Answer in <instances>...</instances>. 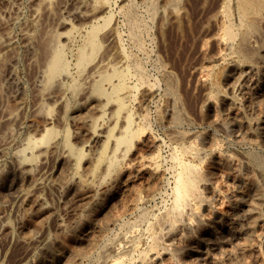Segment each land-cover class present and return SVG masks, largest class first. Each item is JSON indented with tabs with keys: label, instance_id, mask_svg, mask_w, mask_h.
Wrapping results in <instances>:
<instances>
[{
	"label": "rangeland",
	"instance_id": "rangeland-1",
	"mask_svg": "<svg viewBox=\"0 0 264 264\" xmlns=\"http://www.w3.org/2000/svg\"><path fill=\"white\" fill-rule=\"evenodd\" d=\"M110 1H111V5L113 8L112 9V14H113V18H114L113 23L115 22L114 24L115 25L117 24L116 27H117V30H118L120 36H121V45H122V47L125 48L124 49L125 52L127 54H129L128 55L129 59H131V60H129L130 64L133 63V66H135V67L139 66V71L141 69L140 74L143 73L142 76L144 77L143 78L145 80L144 82L147 83V84H145L146 86H150L152 88L154 87L153 88L154 89V93H153L154 95H152L150 97V99H148L147 103L144 102L146 104L142 103V104H144V105H142L140 103V102H142V100H141L142 97H140L141 91H138L139 93L138 92L136 93L137 95H136L135 101L132 103V106H134L133 108L135 109V114L138 113V111L140 113L139 115L136 114V118L140 119V121L145 118L144 120L147 121L146 123L141 122V124L139 121V126L141 129H143V131L145 130V132H146V130H147L148 132H146V133L150 134L151 138L153 137L152 139L155 138L154 140L157 142V147L155 149L148 150L149 149L148 147L147 148L144 147L146 145H144L143 141H142L143 144L137 142V144L135 143L134 147L130 151V154L127 156L129 158H126L125 163L127 164L129 162V160H131V159L134 160V158L136 157L137 154H138L137 156H141L140 154H142V156H143V154H144V156H153L154 154L157 155L158 160H160L159 165L161 167V170L163 171V177L161 179L162 183L159 181V183L157 182V184H154V185H152V187L150 186V188L146 189L145 185H143L144 181L137 179L135 181V183L133 184L134 186L130 185L124 191L119 190L120 185H118V183H116V182L112 183L110 185V188H112V190L114 192V194H113L114 196H109V197L108 196H102V199L99 201V204H101V206H102V211L99 214L91 217L92 222L88 226L79 227V226H77V223L82 218L81 215H84V212H83L84 207L86 205H88V203H92L93 200H91V199L87 200V196H83V197L78 196L74 199L68 198L69 200L66 198V195H65L66 193H65L64 189H63V191H64L63 192L62 189L57 188L55 186L56 180L58 178L60 179V177H61V176H59L60 175L59 168H60V164H61L60 159L58 158L59 154L57 153V154H54V156L53 155L50 156L49 158H47L45 160L46 165H45V162L42 163L41 172L37 174L38 176L34 177V178H38L40 185L38 187H36L35 189H32L29 192V194L32 192L31 195H29V197L27 198L28 200H30V198H33V197L35 198L37 196L40 200H42L43 210L41 212L35 213V211H33L34 213H31L32 211L30 209L28 210L29 201L26 199V197H21L23 199V201L20 198H17V200H16V199H13L14 194L3 193V194H5L3 197L4 200L0 199V201H1L0 202V241H1L0 242V261H1V264H17V263L18 264H22V263L23 264H36L40 258V255H41V259H43V261L45 262V263L43 262V264H80L82 262H83L82 264H98V263L103 264V262H104V264H107L111 260H114L117 256V254H120V253L122 254V256L124 258V262L122 264H136V263L138 264V260H140V257L143 255V253H146L147 251H150V250L156 251L157 248H159L157 251L162 252V250L160 248H162L163 244L166 242V239H167L166 233H168V231L170 229L169 224H167L166 221L162 217H163V215H165L170 210L172 202H173V196H172L171 190L173 188L172 182L174 180L173 174L175 172V166H174L175 164H174V160H172V155L174 154V152H176V151L178 152L179 151L178 149L181 146L188 147L193 142V140L195 141V142H193V143H195L194 146L197 148V150H200L201 155L198 158H194V157L191 158L192 156H190L189 154H185L183 156V158L186 162H190L192 164H196V165L200 166V168L204 172V175L206 176L204 183H205V185H207L206 186L207 189L205 188L206 190L204 189V191H203V189H201L202 192H204L203 193V199L204 200H202L199 204L196 205L197 210L200 211L199 213L201 214V216L204 219L203 220L204 222L202 224H199L195 220H192L193 221V223H192L193 225L191 227L192 229H190L188 231H183L180 229V226H182L183 223H181V222L176 223L174 225V227L178 228L179 232H180L179 236H178L179 241L176 240V243H178V245L183 247L184 240L188 239L187 235L189 236V238H191V240H194V239L195 240L192 241L190 244H185L184 246L186 248L183 247V249L181 251H178L179 253L181 252V254H178V252H175V253H172L170 257L168 256V258H167V256L162 255L161 259H160L161 264H164V263L165 264H216V263L217 264H224L225 262H226L225 264H230V263L231 264H236V263L237 264H239V263H241V264H243V263L244 264H264V260H263L264 259V220H263L264 219V180H263L264 179V166H263L264 165V137H263L264 136V131H263L264 127L261 126V129L257 132L254 130H251L247 127L245 128V126L240 121H237L234 118H232L231 116H229V114L227 113L229 111V109H231L228 107L229 105L227 106V104L221 103L219 101L217 102V107H216L217 108L216 111H218V112L210 113L209 111H207L204 108V97L206 94H208L210 92V90L201 83L202 78H199L200 77L199 76V69L201 70V68H204L206 66L205 64H207L209 61H212L213 58H215L217 56L215 54H218L217 53L218 49H219L218 50L219 54H222V52H220V51H222L221 47L218 44L216 45V42H215V38L219 37L220 33H218V31L216 30V26H215V23L213 21L214 20L213 18L216 16L215 15L216 12L219 13L220 10H222V5H223L222 0H209V1L208 0H185L186 1V3H185L186 10H185V13L183 14L184 16H182L175 24L173 21H171L169 23L170 20L165 19V17L162 16V13H160L161 9L159 10L160 11L159 15L157 14L155 16V18H151L150 13L147 10L148 5L145 3V0H136V3L133 5L134 6L133 12L136 15H134V13H133V15H134L133 19H137L141 23V27H140L141 31H140L139 36H138L139 42L136 40H131V37L129 34L131 31L130 30L131 19L129 21V19H126V17L124 15L120 14L118 11L119 9H118V6L116 5V3L118 2L117 4H120L122 2L120 0H118V1L117 0H110ZM220 1H221V3H220ZM202 2H205V3L202 4ZM16 3L17 4H15V3L9 4L11 6L4 4V3H0V9H1L0 10V20H1V22H0V40L2 39V40H4V42L6 41L5 43L1 41L2 44L4 43L5 45H8L7 43L10 41L9 42L10 44L8 46L1 44L2 47L0 50V69H1L0 70V112H1L0 113V119H1L0 120V137L2 136L1 138H3V139L6 138V140L12 139L10 141H14L16 143L15 144L13 142L11 144V146L8 147L9 149L7 148V151L9 154L10 152L15 150L16 146H18V143L22 137L24 138L27 134H29V133L31 134V131L28 132L29 127H33V128L36 127V129H37V127L41 128V126L43 125L42 123H44L42 121L43 119L41 118L42 117L41 115H43L45 113V111L47 109H49L50 115H51L50 116V118H51L50 123L52 124V125L50 124V127L52 126L55 130L57 129L58 132H61L63 130V128H68L69 133H70V139H71L70 141L74 145L77 144L76 146H80L82 141L84 142V140L86 141L87 139H88L87 141H89V139H90V138H88V137H90L89 133H87L86 129L84 130V128L81 125L79 126V124L77 125V123H75V122L73 123L72 120H69V119L63 120V111H62L63 108H59V107H62L61 105H65L66 102L68 103V105L70 103L71 107H75L76 105H78L82 102L84 103V102H86L87 96H88L87 94H89V93H84V94H80L78 96L73 97L71 92L68 90H63V92H62V90L61 91L54 90V91H52V94L49 93L50 96H49V94L47 95L49 97V98H47L46 95L42 96L40 93V89H41V85H42V83H41L42 79H41V76H38V75H41V69L40 68H42V61H43L42 57H44L43 51L41 50V48H42L41 46L43 45V42L45 41L46 37L49 35L48 33H50V32L51 33H54V32L65 33L68 28L66 29V28L59 27L60 21H63V20L68 21L69 23L71 22V24H74V25L76 23V21L74 22L73 18L70 16V11L73 9L74 3L72 0H54V2L52 4L53 6L50 8V11H49L50 13L48 12L51 16L48 13L45 14L44 12H42V10H41V15L39 14V16H36L34 14V11H32V9L33 10L35 9L34 6H36L35 0H21V2H19V0H18ZM143 3L145 4V6ZM12 5L13 6L17 5V7H13ZM220 5H221V8H220ZM113 6H115V7H113ZM187 6H188V9H187ZM8 10H9V12H8ZM53 10H54V12H53ZM56 10H57V12H56ZM10 12H12V13H10ZM32 13L36 17H33ZM58 16H59V18H58ZM158 16L162 19V21ZM38 17H39V19H37ZM35 19H37V20H35ZM157 19L159 21H156ZM198 19H199V21H198ZM40 20H41V22H40ZM165 20H167V21H165ZM54 21H56V22H54ZM153 22H156L157 25L155 26V23L153 24ZM128 24H130V25H128ZM168 24H170V25H168ZM145 25H147V26H145ZM176 25H178V26H176ZM180 25H182V26H180ZM259 25H260V27H259ZM263 25H264V20L257 22V27L259 30L258 31V38L259 39H257V40L261 41L260 43L263 45V49H264V39H263L264 38V26ZM37 27H39V28H37ZM20 28H22V29H20ZM142 28H143V30H142ZM29 33H30V35H29ZM24 34H25V36H24ZM260 34H261V36H260ZM26 35L28 36L29 39L27 38ZM41 35H42V38H41ZM31 36H32V38H31ZM8 37H9V39L10 38L11 39L7 40ZM190 38H191V40H190ZM21 39H22V41H21ZM211 40L213 41V43H211L212 42ZM203 42H206V43H203ZM168 43H171V44H168ZM76 44H78V39H76L74 42L72 40L66 44V48H67V52H68L67 53V60L70 62L71 70L74 69L73 65H74L75 59H74L70 50L74 49L75 46H77ZM205 45H207V46L204 48ZM38 46H39V48H38ZM4 47H6V48H4ZM3 48L5 51L2 50ZM201 48H203V49H201ZM261 52H260L261 54H259L260 58H258L256 60V63H258L259 65L255 64L259 68H261V72L256 77V79L258 80V83H259L258 84L259 86L258 85L256 86V90L258 92H261L264 94V87L262 86V83L264 84V82H263L264 81V70H263V68H264V63H263L264 62V50H262ZM8 55H10V56H8ZM188 59H190V60H188ZM171 60H172V62H171ZM160 61H162V62H160ZM38 64H40V65H38ZM33 66H34V68H33ZM162 66H163V68H162ZM26 69H27V71H26ZM163 70L169 76L166 75L165 73H163L164 72ZM175 70H177L179 72H177V71L175 72ZM72 72L74 73L75 69L73 71H71V73ZM163 74H165V75H163ZM170 75H171V77H170ZM197 76H199V77H197ZM168 77H170L171 80ZM261 77H263V78H261ZM17 78H19V80ZM134 78L129 81L131 86L136 84L137 77H134ZM88 80H91V81H88ZM86 81L89 84L90 82H92V79L88 78V79H86ZM82 82L83 81H81L80 83H82ZM157 82H158V84H157ZM260 82H261V85H260ZM39 85H40V87H39ZM89 85H91V83ZM174 85H175V87H174ZM246 85L249 88L251 87L249 83H246L244 85V87ZM247 86L245 87V89L248 88ZM35 87H36V89H34ZM227 87L228 86L226 84L220 85L221 91H226ZM244 87H243V89H244ZM249 88H248V90L244 89L245 91L242 90V92H240V93L238 91H235L233 93L235 103L236 104L238 103L237 105L235 104L234 108H235V110H237V112L242 114V119H243L242 121H252V122H257L259 120L264 121V118H262V117H264V111H262V110H264V100H263L264 95L261 97L262 100L261 99H254V98L251 100V98H250L251 93L253 94L254 91L256 92V90L253 89L254 90L253 91L252 87H251L250 91H249ZM258 88H260L261 90L263 89V90L261 91ZM6 90H8V91H6ZM67 91L70 93H68ZM248 91H249V93H248ZM35 92H37V93H35ZM53 92H55V93L53 94ZM59 93L61 96L59 95ZM246 93H248V94H246ZM11 94L13 97L11 96ZM240 94H242V97H240L241 96ZM85 95H86V97H85ZM183 95H185V96H183ZM138 97H140V98H138ZM244 97H245V99H244ZM75 98H77V99H75ZM79 98H81V99H79ZM247 98H248V101H247ZM58 99H60V100H58ZM74 99H75V102L77 101V103L74 102ZM242 99H244V100H242ZM51 100H52V102H51ZM257 100H259V101H257ZM60 101H63V102H60ZM251 101H252V104H251ZM56 103H57V105H56ZM258 103H260V104H258ZM220 105H222L223 107ZM248 105H250L251 107ZM257 105H259V106H257ZM8 106H10V108ZM135 106L138 108L139 107L141 108L142 106L143 107L141 109L140 108L138 109ZM161 106L164 108L163 111H162ZM171 106L174 108V110ZM186 106H188L189 108ZM243 107H245V109ZM40 108L42 110L41 111L42 113H40L38 111ZM43 108L46 110H44ZM31 109L33 112H31ZM136 109H138V111ZM179 109H181V110L179 111ZM6 110L8 113L6 112ZM176 111H178V112H176ZM175 113H176V115H174ZM4 114L6 115L5 117H3ZM142 114H143L144 118L142 117ZM211 114H215V116L218 117V118L216 117L220 121V122H218V124L215 125L213 123L212 117L215 118V116L211 115ZM8 115H10L11 117H14L11 119V120H13L12 122L7 123L6 121H4L5 120L4 118L8 117ZM223 115H225L227 118L225 116H224V118L223 117L221 118V116H223ZM228 116L230 118L229 119L230 122L226 123L228 121L227 120ZM59 117L62 118V120ZM172 118L173 119L175 118L176 120L174 119V122H173L171 120ZM68 120L70 122H68ZM208 120H209V122H208ZM57 121H59V123ZM171 121L173 124H171ZM175 121H177V122H175ZM235 121L237 123H235ZM174 123L175 124L178 123V124L175 125ZM221 124H223V126L225 125V128ZM239 125H240V127H239ZM217 126H219V127H217ZM14 127H15V129H14ZM3 128H5L6 130ZM25 129L27 130L26 132H25ZM245 129L247 131H244ZM227 130H228V132H227ZM76 131H80V136H79V133ZM84 131H85V133H84ZM75 132L78 133L77 136L75 135L76 134ZM33 133L34 132L32 131V134ZM251 133H253L254 135L252 134V136H251ZM20 134H23V135H20ZM72 134H74V135H72ZM175 134H177V135H175ZM13 135H15V136H13ZM179 135L181 136L180 137L181 139L179 138ZM202 135L205 137L203 138ZM194 136H196V138ZM18 138H19V140H18ZM82 138H83V140H82ZM214 140H215V142H213ZM186 141H188V143ZM190 141H192V142L189 143ZM182 142H183V144H182ZM212 142H213V144H211ZM177 144L178 145L180 144V146H178ZM258 144H259V146H258ZM214 145H216L215 148H214ZM260 145L262 147H260ZM13 146L15 148H13ZM135 148H138V149H135ZM212 149L214 152H216L215 153L216 157L218 156V158L215 161L212 159L211 160L206 159L208 157L207 154H209L210 150H212ZM136 152H137V154H136ZM250 154H252V156ZM187 155L189 157H187ZM170 158L172 161L170 160ZM219 158H221L220 161H218ZM243 159H244V161H242ZM255 159H257V161ZM7 161L8 160L6 159V157H4V158L0 157V165L2 166V167L0 166L1 172H2V174H0V176H1L0 177V184L1 183H4V184L14 183L16 185L19 183V180H17V177L13 174L12 166ZM238 163H239V165H238ZM257 164L260 166H258ZM261 164H262V166H261ZM210 165H212V166H210ZM227 170H229V171H227ZM235 171H236V173H235ZM221 172L223 174H221ZM251 174H252V176H251ZM257 175H258V177H256ZM246 176H248V177H246ZM206 180H207V182H206ZM209 180H210V182H209ZM217 181L219 184L217 183ZM46 182H48V183H46ZM115 185H117V186H115ZM259 186H261V187H259ZM100 190L102 192V189H100ZM60 191L62 193H60ZM62 194L65 196H63ZM134 195L135 196L138 195L139 197H142L143 201H141L137 205H135V202L132 203L133 201H135V200H133V199H135ZM132 196H133V199H132ZM143 198H145V199H143ZM7 200H8V202H7ZM26 201H28V204H26L27 203ZM251 201H253V203ZM69 203H70V205H69ZM84 203H86V205ZM245 203H247V205ZM259 205H261V207ZM47 206H48V208H47ZM207 208H208V210H207ZM250 208H252V210ZM63 209H64V211H63ZM60 210H61V212H60ZM216 210H218V211H216ZM239 210H240V212H239ZM250 211H253L254 214L256 215V217L254 216V219L255 220L258 219V222L256 223V225H258V226L255 225L254 228H251L252 225H251L250 219L248 220L246 218L247 219V221H246V219L242 218V217H244V215L246 213H249ZM211 212L213 213V215ZM188 214H189L188 211H185L183 220H185L186 218H189ZM42 216H44V217H42ZM38 219L40 220V222ZM43 219L45 222L43 221ZM240 219H241V221H240ZM135 221L138 224H136ZM228 221H229V223H228ZM248 221L250 222V224H247ZM162 222H164V223H162ZM218 222L219 223L232 224V225L234 223L233 227L236 231L240 230V231L245 232V230L247 228H248V230L245 232V236L243 235L238 240L233 239L229 234H227V232L224 231V233H223V231L218 226L219 225ZM74 223H76V225ZM98 223H99V225H98ZM153 223H156V225H154ZM4 224L7 226H5ZM58 224L61 226L59 227ZM70 224H71V226H70ZM73 225L75 226V228H73L74 227ZM128 225H129V227H128ZM200 225H201V227H200ZM240 225H243V226H240ZM245 225H246V227H245ZM145 226H147V227H145ZM151 226H153V227L158 226L157 227L158 229L156 227L153 228ZM166 226L169 229H167ZM195 226H197V227H195ZM241 227H242V229H241ZM133 228H135V230ZM35 229H36V231H34ZM128 229H129V232H128ZM202 229H203V231H202ZM162 230H163V232H161ZM165 230L167 232H165ZM195 230H196V232H195ZM205 230H206V232H205ZM212 230L214 232H212ZM216 230H218V231H216ZM181 231L183 234L181 233ZM209 231H210V233H209ZM28 232H30V233H28ZM67 232H69V233H67ZM148 232H149V234H147ZM207 233H208V235H207ZM260 233H261V235H260ZM219 234L222 236H220ZM66 235H67V237H65ZM102 235H103V237H102ZM158 235H161V236H158ZM90 236H91V238H90ZM185 236H186V238H185ZM225 236H227V237H225ZM68 237H70V238H68ZM93 237H94V239L96 238L95 240L97 242H95V240L92 239ZM192 237H194V239H192ZM253 237H254V239H253ZM29 238H31V240ZM182 238H183V240H182ZM242 239L246 240L247 243ZM5 240H7V241H5ZM23 240H24V242H23ZM92 241L94 243H92ZM206 241H208L210 243L208 244V242L206 243ZM241 241H242V243L243 242L244 243L241 244ZM249 241H250V243H249ZM238 242H240V243H238ZM89 243H91V244H89ZM216 243H217V245L215 246ZM232 243H233V245H232ZM239 244H240V246H238ZM90 245L93 246L94 248L91 247ZM207 245L210 246L209 249H208ZM126 246H128V247H126ZM132 247H134V249L136 247L137 248H136V250H133V249H131ZM193 247L195 248L194 252H193V249H194ZM47 248L50 251V254L45 256V254H42V253ZM113 248H115V249H113ZM212 248H214V249H212ZM84 249H85V251H84ZM199 250H201V251H199ZM40 251H42V253ZM85 252H87V254H86L87 256L85 255ZM81 253H83V254H81ZM205 253L206 254L208 253L209 256H207L208 254L205 255ZM230 253H232V254H230ZM210 255H213V256H210ZM219 255H221V256H219ZM255 255H256V257H255ZM11 256H12V258H11ZM19 256H21V257H19ZM206 256L209 258H207ZM171 257H172V259H170ZM203 257L206 259H204ZM211 257H213V261H212ZM193 258H194V260H193ZM78 259H79V261H78ZM133 259L135 262L133 261ZM169 259H170V261H169ZM208 259H210L211 261H208ZM203 260L206 263L203 262Z\"/></svg>",
	"mask_w": 264,
	"mask_h": 264
},
{
	"label": "bare ground",
	"instance_id": "bare-ground-1",
	"mask_svg": "<svg viewBox=\"0 0 264 264\" xmlns=\"http://www.w3.org/2000/svg\"><path fill=\"white\" fill-rule=\"evenodd\" d=\"M18 0H0V3L4 4H17ZM74 3L73 9L70 11V16L73 18L75 25L69 23L68 21H60L59 27L68 28L65 33H48L49 35L46 37L43 45L41 46V50L43 51L42 57V68L41 69V89L40 93L42 96L47 95L52 91L59 90L63 92V90H68L71 92L72 96H78L80 94H87L86 102H82L75 107H71L70 103L66 102L65 105H61L63 108V120L69 119L72 120L73 123L81 125L84 130L86 129L87 133H89L90 138L89 141H82L80 146L74 145L70 140V133L68 128H63L61 132L54 129L52 126L50 127V110H46L42 117L43 125L41 128L36 129V127H29L28 132L31 131V134H27L24 138L22 137L18 143V146L14 151L8 154L7 148L11 146L14 141L6 140V138L0 137V157H6L7 162L12 166V172L19 180L18 184L10 183V184H0V199H3V193L14 194V198L26 197V199L31 195L29 192L32 189H35L40 185L38 178H34L38 176L37 174L41 172V165L47 158L50 156H54V154H59L58 158L60 159V179L56 180V187L64 189L66 198L74 199L76 197L87 196V200H93L92 203H84L86 206L83 209L84 215H81L82 218L78 221L77 226L85 227L88 226L92 221L91 217L99 214L102 211V206L99 204V201L102 199V196H114V192L110 185L112 183H118L120 185L119 190L124 191L130 185H133L137 179L143 180L146 189L152 187V185L161 182L163 177V171L159 165L158 156H137L134 160H129L126 164L125 160L135 143L144 142V147H148L150 149H155L157 147V142L151 138L150 134L146 130L139 126L140 119L136 118V114H140L138 109V113L135 114V109L132 106V103L135 101L136 93L141 91L142 102L141 104L148 101L152 95H154V87L146 86L144 81V77L140 74L139 66H133V63L130 64L131 59H129V54L125 52V48L121 45V36L117 30L116 25L113 23V14H112V5L110 0H72ZM118 1V0H117ZM122 3L117 4L118 11L120 14L124 15L126 19H131L130 26V37L131 40L138 41V36L140 33L141 23L137 19H133L134 15H136L133 11L134 4L136 0H120ZM209 1V0H208ZM21 2V0H19ZM54 0H35L36 6L34 14L36 16L41 15V10L45 14L50 11V8L53 6ZM60 2V1H59ZM58 2V3H59ZM115 2V1H114ZM27 3V2H26ZM29 3V2H28ZM145 3L148 5V11L150 13L151 18H155V16L159 12L162 13V16L165 19L174 22V24L182 17L185 13L186 6L185 0H145ZM189 3V2H188ZM192 3V2H191ZM194 3V2H193ZM205 2H202V4ZM221 3V1H220ZM19 4V3H18ZM21 4V3H20ZM34 4V3H33ZM61 4V3H60ZM63 4V3H62ZM72 4V3H71ZM113 4V3H112ZM140 4V3H139ZM144 4V3H143ZM207 4V3H206ZM222 10L220 12H216V16L213 18L216 30L220 33L219 37L215 38L216 45L218 44L222 51V54H219L218 50L217 55L213 58L212 61H209L204 68L199 69V78H202V84L207 87L210 92L204 97V108L210 113L218 112L216 111L217 102L225 103L231 109L227 112L229 116L234 118L237 121H240L245 128H249L254 131H259L261 126L264 127V121H242V114L235 110V99L233 97V93L238 91L239 93L245 89L246 83H249L252 87V90H256V86L259 84L256 79L257 75L261 72V68H259L256 63V60L260 58L259 54H261L263 49V45L260 43L261 41L257 40L258 38V27L257 22L264 20V0H222ZM2 5V4H1ZM115 5V4H114ZM192 5V4H191ZM197 5V4H196ZM3 6V5H2ZM11 6V5H9ZM13 6V5H12ZM20 6V5H19ZM24 6V5H23ZM61 6V5H60ZM116 6V7H117ZM145 6V4H144ZM203 6V5H202ZM13 7H17L13 6ZM67 7V6H66ZM115 7V6H113ZM194 7V6H193ZM207 7V6H206ZM209 7V6H208ZM217 7V6H216ZM221 8V5H220ZM8 9V8H7ZM12 9V8H11ZM10 9V10H11ZM18 9V8H17ZM31 9V8H30ZM53 9V8H52ZM59 9V8H58ZM64 9V8H63ZM137 9V8H136ZM161 9V10H160ZM188 9V6H187ZM1 10V9H0ZM27 10V9H26ZM117 10V9H116ZM142 10V9H141ZM145 10V9H144ZM160 10V11H159ZM218 10V9H217ZM14 11V10H13ZM22 11V10H21ZM64 11V10H63ZM117 11V12H118ZM193 11V10H192ZM9 12V10H8ZM15 12V11H14ZM54 12V10H53ZM57 12V10H56ZM67 12V11H66ZM12 13V12H10ZM16 13V12H15ZM50 13V12H49ZM48 13V14H49ZM134 13V15H133ZM218 13V14H217ZM3 14V13H2ZM14 14V13H13ZM196 14V13H195ZM200 14V13H199ZM211 14V13H210ZM50 15V14H49ZM56 15V14H55ZM189 15V14H188ZM192 15V14H191ZM203 15V14H202ZM33 17H36L33 15ZM47 16V15H46ZM51 16V15H50ZM69 16V17H70ZM133 16V17H132ZM161 16V17H162ZM210 16V15H209ZM18 17V16H17ZM159 17V16H158ZM16 18V17H15ZM31 18V17H30ZM57 18V17H56ZM59 18V16H58ZM136 18V17H135ZM160 18V17H159ZM158 18V19H159ZM163 18V17H162ZM17 19V18H16ZM15 19V20H16ZM34 19V18H33ZM39 19V17L37 18ZM35 19V20H37ZM53 19V18H52ZM156 21H159V20ZM161 19V18H160ZM189 19V18H188ZM44 20V19H43ZM117 20V19H116ZM147 20V19H146ZM164 20V19H163ZM49 21V20H48ZM57 21V20H56ZM54 21V22H56ZM72 21V20H71ZM128 21V22H129ZM154 21V20H153ZM162 21V19H161ZM160 21V22H161ZM167 21V20H165ZM197 21V20H196ZM199 21V19H198ZM1 22V20H0ZM7 22V21H6ZM41 22V20H40ZM50 22V21H49ZM127 22V23H128ZM143 22V21H142ZM159 22V23H160ZM181 22V21H180ZM12 23V22H11ZM24 23V22H23ZM28 23V22H27ZM43 23V22H42ZM73 23V22H72ZM155 26L157 25L156 22ZM168 23V22H167ZM188 23V22H187ZM194 23V22H193ZM207 23V22H206ZM5 24V23H4ZM35 24V23H34ZM37 24V23H36ZM44 24V23H43ZM123 24V23H122ZM199 24V23H198ZM31 25V24H30ZM130 25V24H128ZM165 25V24H164ZM163 25V26H164ZM170 25V24H168ZM179 25V24H178ZM176 25V26H178ZM190 25V24H189ZM192 25V24H191ZM204 25V24H203ZM262 25V24H261ZM33 26V25H32ZM44 26V25H43ZM58 26V25H57ZM147 26V25H145ZM144 26V27H145ZM166 26V25H165ZM164 26V27H165ZM182 26V25H180ZM264 26V25H263ZM21 27V26H20ZM27 27V26H26ZM34 27V26H33ZM32 27V28H33ZM151 27V26H150ZM158 27V26H157ZM260 27V25H259ZM6 28V27H5ZM24 28V27H23ZM39 28V27H37ZM42 28V27H41ZM123 28V27H122ZM170 28V27H169ZM198 28V27H197ZM7 29V28H6ZM10 29V28H9ZM22 29V28H20ZM165 29V28H164ZM192 29V28H191ZM46 30V29H45ZM58 30V29H57ZM121 30V29H120ZM143 30V28H142ZM156 30V29H155ZM22 31V30H21ZM20 31V32H21ZM32 31V30H31ZM54 31V30H53ZM63 31V30H62ZM65 31V30H64ZM159 31V30H158ZM172 31V30H171ZM183 31V30H182ZM199 31V30H198ZM216 31V32H217ZM7 32V31H6ZM39 32V31H38ZM157 32V31H156ZM160 32V31H159ZM210 32V31H209ZM2 33V32H1ZM4 33V32H3ZM19 33V32H18ZM27 33V32H26ZM167 33V32H166ZM183 33V32H182ZM188 33V32H187ZM192 33V32H191ZM217 33V34H218ZM12 34V33H11ZM14 34V33H13ZM43 34V33H42ZM156 34V33H155ZM159 34V33H158ZM184 34V33H183ZM182 34V35H183ZM211 34V33H210ZM22 35V34H21ZM28 35V34H27ZM26 35V36H27ZM30 35V33H29ZM47 35V34H46ZM128 35V34H127ZM162 35V34H161ZM160 35V36H161ZM173 35V34H172ZM25 36V34H24ZM33 36V35H32ZM31 36V38H32ZM129 36V35H128ZM163 36V35H162ZM202 36V35H201ZM261 36V34H260ZM23 37V36H22ZM36 37V36H35ZM45 37V36H44ZM165 37V36H164ZM184 37V36H183ZM200 37V36H199ZM28 38V36H27ZM39 38V37H38ZM42 38V35H41ZM141 38V37H140ZM163 38V37H162ZM171 38V37H170ZM7 39V38H6ZM11 39V38H10ZM9 37L7 40H10ZM29 39V38H28ZM27 39V40H28ZM40 39V38H39ZM78 39V44L74 49H71V53L75 59L74 69L75 72L71 73V65L67 60V48L66 44L73 40V42ZM123 39V38H122ZM159 39V38H158ZM167 39V38H166ZM208 39V38H207ZM264 39V38H263ZM13 40V39H12ZM26 40V41H27ZM42 40V39H41ZM191 40V38H190ZM189 40V41H190ZM214 40V39H213ZM4 42V40H0V42ZM22 41V39H21ZM34 41V40H33ZM32 41V42H33ZM160 41V40H159ZM196 41V40H195ZM205 41V40H204ZM207 41V40H206ZM212 41V40H211ZM0 43V50L2 45H5L4 42ZM8 42V41H7ZM10 42V41H9ZM7 43L8 45L10 43ZM25 42V41H24ZM42 42V41H41ZM135 42V41H134ZM139 42V41H138ZM155 42V41H154ZM169 42V41H168ZM197 42V41H196ZM200 42V41H199ZM151 43V42H150ZM161 43V42H160ZM172 43V42H171ZM168 43V44H171ZM206 43V42H203ZM209 43V42H208ZM213 43V41L211 42ZM210 43V44H211ZM2 44V45H1ZM34 44V43H33ZM138 44V43H137ZM201 44V43H200ZM5 45V46H8ZM41 45V44H40ZM203 46V45H202ZM201 46V47H202ZM207 45L204 46V48ZM210 46V45H209ZM218 46V47H219ZM176 47V46H175ZM212 47V46H211ZM219 47V48H220ZM6 48V47H4ZM4 48L2 50H4ZM10 48V47H9ZM39 48V46H38ZM158 48V47H157ZM161 49V48H160ZM159 49V50H160ZM168 49V48H167ZM203 49V48H201ZM8 50V49H7ZM184 50V49H183ZM187 50V49H186ZM5 51V50H4ZM12 51V50H11ZM165 52V51H164ZM168 52V51H167ZM215 52V51H214ZM261 52V53H260ZM12 53V52H11ZM25 54V53H24ZM33 54V53H32ZM165 54V53H164ZM163 54V55H164ZM172 54V53H171ZM176 54V53H175ZM179 54V53H178ZM213 54V53H212ZM7 55V54H6ZM28 55V54H27ZM151 55V54H150ZM174 55V54H173ZM214 55V56H215ZM4 56V55H3ZM10 56V55H8ZM40 56V55H39ZM183 56V55H182ZM2 57V56H1ZM17 57V56H16ZM24 57V56H23ZM22 57V58H23ZM70 57V56H69ZM136 57V56H135ZM184 57V56H183ZM187 57V56H186ZM185 57V58H186ZM31 58V57H30ZM174 59V58H173ZM172 59V60H173ZM211 59V58H210ZM209 59V60H210ZM171 60V62H172ZM184 60V59H183ZM190 60V59H188ZM207 60V59H206ZM39 61V60H38ZM177 61V60H176ZM182 61V60H181ZM186 61V60H185ZM260 61V60H259ZM6 62V61H5ZM162 62V61H160ZM180 62V61H179ZM194 62V61H193ZM196 62V61H195ZM262 62V61H261ZM7 63V62H6ZM28 63V62H27ZM32 63V62H31ZM156 63V62H155ZM264 63V62H263ZM146 64V63H145ZM172 64V63H171ZM180 64V63H179ZM7 65V64H6ZM21 65V64H20ZM40 65V64H38ZM178 65V64H177ZM259 65V64H258ZM27 66V65H26ZM31 66V65H30ZM200 66V65H199ZM263 66V65H262ZM4 67V66H3ZM201 67V66H200ZM34 68V66H33ZM145 68V67H144ZM163 68V66H162ZM179 68V67H178ZM32 69V68H31ZM166 69V68H165ZM174 69V68H173ZM184 69V68H183ZM1 70V69H0ZM12 70V69H11ZM167 70V69H166ZM264 70V68H263ZM27 71V69H26ZM145 71V70H144ZM164 71V70H163ZM168 71V70H167ZM166 71V72H167ZM177 70H175L176 72ZM174 72V71H173ZM174 72V73H175ZM179 72V71H177ZM186 72V71H185ZM16 73V72H15ZM20 73V72H19ZM165 73V71L163 72ZM169 73V72H168ZM168 75L167 73H165ZM163 74V75H165ZM193 74V73H192ZM162 75V76H163ZM180 75V74H179ZM189 75V74H188ZM3 76V75H2ZM1 76V77H2ZM169 76V75H168ZM178 76V75H177ZM262 76V75H261ZM33 77V76H32ZM134 77H137L136 84L133 86L130 85V80ZM167 77V76H166ZM171 77V75H170ZM170 77H168L170 79ZM173 77V76H172ZM193 77V76H192ZM20 78V77H19ZM19 78H17L19 80ZM30 78V77H29ZM91 78V85L88 84L86 79ZM163 78V77H162ZM263 78V77H261ZM5 79V78H4ZM135 79V78H134ZM187 79V78H186ZM194 79V78H193ZM13 80V79H12ZM149 80V79H148ZM156 80V79H155ZM158 80V79H157ZM168 80V79H167ZM171 80V79H170ZM169 80V81H170ZM182 80V79H181ZM9 81V80H8ZM83 81L82 83H80ZM91 81V80H88ZM2 82V81H1ZM181 82V81H180ZM197 82V81H196ZM195 82V83H196ZM264 82V81H263ZM39 83V82H38ZM194 83V82H193ZM158 84V82H157ZM176 84V83H175ZM189 84V83H188ZM199 84V83H198ZM226 84L227 90L221 91L220 85ZM166 85V84H165ZM181 85V84H180ZM197 85V84H196ZM202 85V86H203ZM261 85V82H260ZM5 86V85H4ZM172 86V85H171ZM183 86V85H182ZM198 86V85H197ZM249 86V85H248ZM247 86V87H248ZM259 86V85H258ZM264 87V84L262 83ZM40 87V85H39ZM175 87V85H174ZM201 87V86H200ZM199 87V88H200ZM244 87V89H243ZM250 87V88H251ZM6 88V87H5ZM38 88V87H37ZM159 88V87H158ZM223 88V87H222ZM249 88V87H248ZM246 88L245 90H248ZM249 88V91H250ZM262 88V87H261ZM13 89V88H12ZM36 89V87L34 88ZM164 89V88H163ZM198 89V88H197ZM260 89V88H258ZM23 90V89H22ZM38 90V89H37ZM175 90V89H174ZM179 90V89H178ZM244 90V91H245ZM261 90V89H260ZM263 90V89H262ZM261 90V91H262ZM8 91V90H6ZM5 91V92H6ZM33 91V90H32ZM67 91V92H68ZM156 91V90H155ZM200 91V90H199ZM203 91V90H202ZM248 91V93H249ZM254 91V90H253ZM19 92V91H18ZM22 92V91H21ZM31 92V91H30ZM38 92V91H37ZM35 92V93H37ZM68 92V93H70ZM164 92V91H163ZM34 93V94H35ZM55 92H53L54 94ZM61 93V92H60ZM59 93V95H60ZM139 93V92H138ZM156 93V92H155ZM167 93V92H166ZM203 93V92H202ZM246 93V94H248ZM49 94V96H50ZM58 94V93H57ZM64 94V93H63ZM163 94V93H162ZM179 94V93H178ZM245 94V95H246ZM17 95V94H16ZM180 95V94H179ZM182 95V94H181ZM197 95V94H196ZM204 95V94H203ZM242 97V94H240ZM264 94L261 92L251 93V100L261 99ZM9 96V95H8ZM12 96V94H11ZM37 96V95H36ZM61 96V95H60ZM84 96V95H83ZM162 96V95H161ZM185 96V95H183ZM200 96V95H199ZM244 96V95H243ZM13 97V96H12ZM24 97V96H23ZM52 97V96H51ZM81 97V96H80ZM86 97V95H85ZM138 97V98H140ZM10 98V97H9ZM8 98V99H9ZM15 98V97H14ZM25 98V97H24ZM23 98V99H24ZM45 98V97H44ZM53 98V97H52ZM82 98V97H81ZM79 98V99H81ZM153 98V97H152ZM189 98V97H188ZM264 98V97H263ZM20 99V98H19ZM37 99V98H36ZM61 99V98H60ZM58 99V100H60ZM64 99V98H63ZM71 99V98H70ZM77 99V98H75ZM74 99V102H75ZM78 99V100H79ZM245 99V97H244ZM242 99V100H244ZM13 100V99H12ZM21 100V99H20ZM62 100V99H61ZM66 100V99H65ZM68 100V99H67ZM186 100V99H185ZM262 100V99H261ZM260 100V101H261ZM264 100V99H263ZM9 101V100H8ZM17 101V100H16ZM82 101V100H81ZM80 101V102H81ZM85 101V100H84ZM139 101V100H138ZM153 101V100H152ZM168 101V100H167ZM237 101V100H236ZM248 101V98H247ZM254 101V100H253ZM259 101V100H257ZM23 102V101H22ZM52 102V100H51ZM56 102V101H55ZM54 102V103H55ZM63 102V101H60ZM79 102V101H78ZM165 102V101H164ZM239 102V101H238ZM245 102V101H244ZM250 102V101H249ZM77 103V101L75 102ZM144 103V104H146ZM170 103V102H169ZM177 103V102H176ZM175 103V104H176ZM187 103V102H186ZM242 103V102H241ZM247 103V102H246ZM263 103V102H262ZM3 104V103H2ZM14 104V103H13ZM17 104V103H16ZM23 104V103H22ZM35 104V103H34ZM73 104V103H72ZM137 104V103H136ZM142 104V105H144ZM191 104V103H190ZM238 104V103H237ZM236 104V105H237ZM249 104V103H248ZM252 104V101H251ZM260 104V103H258ZM7 105V104H6ZM32 105V104H31ZM46 105V104H45ZM52 105V104H51ZM57 105V103H56ZM59 105V104H58ZM75 105V104H74ZM135 105V104H134ZM185 105V104H184ZM241 105V104H240ZM247 105V104H246ZM5 106V105H4ZM17 106V105H16ZM39 106V105H38ZM146 106V105H145ZM222 106V105H220ZM225 106V105H224ZM233 108H232V107ZM250 106V105H248ZM259 106V105H257ZM10 108V106H8ZM14 107V106H13ZM24 107V106H23ZM37 107V106H36ZM143 107V106H142ZM141 107V108H142ZM162 107V106H161ZM172 107V106H171ZM188 107V106H186ZM223 107V106H222ZM251 107V106H250ZM6 108V107H5ZM42 108V107H41ZM41 108L38 110L42 113ZM48 108V107H47ZM140 108V109H141ZM173 108V107H172ZM189 108V107H188ZM193 108V107H192ZM198 108V107H197ZM221 108V107H220ZM227 108V107H226ZM245 109V107H243ZM247 108V107H246ZM258 108V107H257ZM256 108V109H257ZM2 109V108H1ZM12 109V108H11ZM18 109V108H17ZM25 109V108H24ZM30 109V108H29ZM150 109V108H149ZM162 107V111H163ZM170 109V108H169ZM238 109V108H237ZM250 109V108H249ZM248 109V110H249ZM255 109V108H254ZM9 110V109H8ZM61 110V109H60ZM59 110V111H60ZM143 110V109H142ZM171 110V109H170ZM174 110V108H173ZM181 109H179L180 111ZM200 110V109H199ZM203 110V109H202ZM16 111V110H15ZM14 111V112H15ZM30 111V110H29ZM136 111V112H137ZM206 111V112H207ZM227 111V110H226ZM251 111V110H250ZM264 111V110H262ZM7 112V110H6ZM11 112V111H10ZM31 112L32 109H31ZM175 112V111H174ZM178 112V111H176ZM188 112V111H187ZM195 112V111H194ZM261 112V111H260ZM1 113V112H0ZM8 113V112H7ZM22 113V112H21ZM29 113V112H28ZM143 113V112H142ZM184 113V112H183ZM209 113V114H210ZM245 113V112H244ZM217 114V113H216ZM261 114V113H260ZM259 114V115H260ZM11 115V114H10ZM4 118L7 123L12 122L11 120L14 117ZM17 115V114H16ZM30 115V114H29ZM37 115V114H36ZM137 115V116H138ZM165 115V114H164ZM176 115V113L174 114ZM189 115V114H188ZM214 115L215 114H211ZM256 115V114H255ZM6 115L4 114L3 117ZM10 116V117H9ZM13 116V115H12ZM15 116V115H14ZM34 116V115H33ZM32 116V117H33ZM170 116V115H169ZM201 116V115H200ZM225 115L221 116L224 118ZM228 116V122L229 121ZM246 116V115H245ZM258 116V115H257ZM262 116V115H261ZM18 117V116H17ZM20 117V116H19ZM143 117V114H142ZM182 117V116H181ZM197 117V116H196ZM204 117V116H203ZM215 116L212 117L213 123L216 125L220 122ZM226 117V116H225ZM16 118V117H15ZM40 118V117H39ZM57 118V117H56ZM60 118V117H59ZM144 118V117H143ZM201 118V117H200ZM209 118V117H208ZM227 118V117H226ZM225 118V119H226ZM264 118V117H262ZM55 119V118H54ZM62 120V118H60ZM145 119V118H144ZM144 119L141 122H147ZM175 119V118H174ZM174 119L171 120L174 122ZM197 119V118H196ZM1 120V119H0ZM35 120V119H34ZM68 120V122H70ZM144 120V121H143ZM147 120V119H146ZM163 120V119H162ZM166 120V119H165ZM169 120V119H168ZM176 120V119H175ZM232 120V119H231ZM3 121V122H4ZM41 121V122H42ZM171 121V124H173ZM201 121V120H200ZM224 121V120H223ZM234 121V120H233ZM5 122V123H6ZM59 123V121H57ZM177 122V121H175ZM185 122V121H184ZM199 122V121H198ZM202 122V121H201ZM209 122V120H208ZM39 123V122H38ZM66 123V122H65ZM152 123V122H151ZM235 123H237L235 121ZM239 123V122H238ZM62 124V123H61ZM71 124V123H70ZM175 124V123H174ZM176 123L175 125H177ZM180 124V123H179ZM224 124V123H223ZM223 124H221L223 126ZM3 125V124H2ZM1 125V126H2ZM8 125V124H7ZM6 125V126H7ZM40 125V124H39ZM52 125V124H51ZM74 125V124H73ZM145 125V124H144ZM164 125V124H163ZM174 125V126H175ZM238 125V124H237ZM241 125V124H240ZM239 125V127H240ZM33 126V125H32ZM72 126V125H71ZM148 126V125H147ZM151 126V125H150ZM167 126V125H166ZM220 126V125H219ZM217 126V127H219ZM228 126V125H227ZM234 126V125H233ZM232 126V127H233ZM17 127V126H16ZM55 127V126H54ZM59 127V126H58ZM152 127V126H151ZM168 127V126H167ZM173 127V126H172ZM177 127V126H176ZM215 127V126H214ZM225 128V125L223 126ZM237 127V126H236ZM7 128V127H6ZM222 128V127H221ZM235 128V127H234ZM242 128V127H241ZM5 129V128H3ZM15 129V127H14ZM13 129V130H14ZM17 129V128H16ZM81 129V128H80ZM216 129V128H215ZM227 129V128H226ZM236 129V128H235ZM6 130V129H5ZM83 130V129H82ZM194 130V129H193ZM217 130V129H216ZM241 130V129H240ZM12 131V130H11ZM27 130L25 129V132ZM32 131L34 132L32 134ZM168 131V130H167ZM213 131V130H212ZM239 131V130H238ZM244 131H247L246 129ZM264 131V130H263ZM7 132V131H6ZM79 133L80 131H76ZM75 132V133H76ZM163 132V131H162ZM228 132V130H227ZM13 133V132H12ZM73 133V132H72ZM76 133L75 135L77 136ZM82 133V132H81ZM85 133V131H84ZM168 133V132H167ZM170 133V132H169ZM205 133V132H204ZM224 133V132H223ZM240 133V132H239ZM238 133V134H239ZM244 133V132H243ZM246 133V132H245ZM17 134V133H16ZM225 134V133H224ZM250 134V133H249ZM253 133H251L252 136ZM263 134V133H262ZM18 135V134H17ZM23 135V134H20ZM74 135V134H72ZM88 135V134H87ZM177 135V134H175ZM194 135V134H193ZM254 135V134H253ZM15 136V135H13ZM78 136V137H79ZM184 136V135H183ZM11 137V136H10ZM75 137V136H74ZM85 137V136H84ZM178 137V136H177ZM181 136L179 135V138ZM188 137V136H187ZM196 138V136H194ZM204 138L205 136L202 135ZM264 137V136H263ZM14 138V137H13ZM178 138V139H179ZM190 138V137H189ZM188 138V139H189ZM207 138V137H206ZM211 138V137H210ZM253 138V137H252ZM81 139V138H80ZM181 139V138H180ZM245 139V138H244ZM249 139V138H248ZM14 140V139H13ZM19 140V138H18ZM17 140V141H18ZM79 140V139H78ZM83 140V138H82ZM162 140V139H161ZM187 140V139H186ZM197 140V139H196ZM199 140V139H198ZM218 140V139H217ZM230 140V139H229ZM140 141V142H139ZM167 141V140H166ZM185 141V140H184ZM183 141V142H184ZM212 141V140H211ZM240 141V140H239ZM163 142V141H162ZM182 142V144H183ZM188 143V141H186ZM190 141L189 143H191ZM193 142H195L193 140ZM192 142V143H193ZM200 142V141H199ZM215 142V140L213 141ZM213 142L211 144H213ZM218 142V141H217ZM15 143V142H14ZM185 143V142H184ZM190 144L188 147L181 146L178 152H174L172 155V160H174L175 172L173 174V188H172V196L173 202L170 210L163 215V219L169 224L170 229L168 233H166V242L163 244L162 250L157 251H147L143 253L138 260V264H161V256L170 257L172 253L181 251L185 244H190L194 241V237L184 240L183 247L176 243L179 236V229L175 228L174 225L176 223H183L180 226V229L183 231H188L192 229V220H195L197 223L202 224L204 221L203 217L197 210V204H199L203 199V193L201 189L206 188L205 185V175L200 166L196 164H192L190 162H186L183 158L185 154H189L192 156L191 158H198L201 155L200 150L194 146L195 143ZM210 143V142H209ZM16 144V143H15ZM79 144V143H78ZM143 144V143H142ZM163 144V143H162ZM181 144V143H180ZM180 144L178 146H180ZM204 144V143H203ZM208 144V143H207ZM216 144V143H215ZM202 145V144H201ZM219 145V144H218ZM217 145V146H218ZM234 145V144H233ZM262 145V144H261ZM260 145V147H262ZM142 146V145H141ZM205 146V145H204ZM210 146V145H209ZM212 146V145H211ZM221 146V145H220ZM259 146V144H258ZM136 147V146H135ZM164 147V146H163ZM170 147V146H169ZM202 147V146H201ZM216 145H214V148ZM247 147V146H246ZM206 148V147H205ZM209 148V147H208ZM213 148V147H212ZM213 148V149H214ZM9 149V148H8ZM138 149V148H135ZM165 149V148H164ZM210 149V148H209ZM208 149V150H209ZM210 150L209 154H207V160H216V152ZM142 150V149H141ZM177 150V149H176ZM228 150V149H227ZM134 151V150H133ZM263 151V150H262ZM205 153V152H204ZM208 153V152H207ZM229 153V152H228ZM227 153V154H228ZM172 154V153H171ZM218 154V153H217ZM135 155V154H134ZM232 155V154H231ZM252 156V154H250ZM254 156V155H253ZM187 157H189L187 155ZM257 157V156H256ZM190 158V159H191ZM223 158V157H222ZM239 158V157H238ZM242 158V157H241ZM254 158V157H253ZM258 158V157H257ZM219 158L218 161H220ZM250 159V158H249ZM171 160V158H170ZM169 160V161H170ZM171 160V161H172ZM241 160V159H240ZM252 160V159H251ZM254 160V159H253ZM257 161V159H255ZM48 161V160H47ZM226 161V160H225ZM244 161V159L242 160ZM6 162V161H5ZM235 162V161H234ZM164 163V162H163ZM212 163V162H211ZM221 163V162H220ZM230 163V162H229ZM205 164V163H204ZM235 164V163H234ZM237 164V163H236ZM9 165V164H8ZM44 165V164H43ZM46 165V162H45ZM239 165V163H238ZM258 165V164H257ZM1 166V165H0ZM212 166V165H210ZM260 166V165H258ZM262 166V164H261ZM264 166V165H263ZM2 167V166H1ZM0 167V174L1 172ZM58 167V166H57ZM169 167V166H168ZM239 167V166H238ZM253 167V166H252ZM46 168V167H45ZM212 168V167H211ZM222 168V167H221ZM220 168V169H221ZM234 168V167H233ZM245 168V167H244ZM261 168V167H260ZM165 169V168H164ZM174 169V168H173ZM235 169V168H234ZM57 170V169H56ZM172 170V169H171ZM245 170V169H244ZM3 171V170H2ZM6 171V170H5ZM209 171V170H208ZM229 171V170H227ZM8 172V171H7ZM10 172V171H9ZM224 172V171H223ZM245 172V171H244ZM243 172V173H244ZM6 173V172H5ZM49 173V172H48ZM166 173V172H165ZM215 173V172H214ZM220 173V172H219ZM232 173V172H231ZM236 173V171H235ZM252 173V172H251ZM4 174V173H3ZM12 174V173H11ZM221 174H223L221 172ZM250 174V173H249ZM253 174V173H252ZM251 174V176H252ZM58 175V174H57ZM213 175V174H212ZM232 176V175H231ZM239 176V175H238ZM255 176V175H254ZM1 177V176H0ZM50 177V176H49ZM172 177V176H171ZM208 177V176H207ZM211 177V176H210ZM217 177V176H216ZM224 177V176H223ZM234 177V176H233ZM248 177V176H246ZM250 177V176H249ZM258 177V175L256 176ZM57 178V177H56ZM252 178V177H251ZM238 179V178H237ZM240 179V178H239ZM257 179V178H256ZM2 180V179H1ZM54 180V179H53ZM264 180V179H263ZM262 180V181H263ZM251 181V180H250ZM261 181V180H260ZM207 182V180H206ZM210 182V180H209ZM48 183V182H46ZM162 183V182H161ZM167 183V182H166ZM218 183V181H217ZM238 183V182H237ZM240 183V182H239ZM219 184V183H218ZM253 184V183H252ZM257 184V183H256ZM142 185V184H141ZM160 185V184H159ZM213 185V184H212ZM231 185V184H230ZM260 185V184H259ZM117 186V185H115ZM134 186V185H133ZM238 186V185H237ZM247 186V185H246ZM144 187V186H143ZM261 187V186H259ZM162 188V187H161ZM216 188V187H215ZM227 188V187H226ZM39 189V188H38ZM47 189V188H46ZM102 189V192L101 190ZM118 189V188H117ZM153 189V188H152ZM207 189V188H206ZM205 189V190H206ZM231 189V188H230ZM253 189V188H252ZM118 190V191H119ZM137 190V189H136ZM140 190V189H139ZM63 191V192H64ZM116 191V190H115ZM143 191V190H142ZM147 191V190H146ZM152 191V190H151ZM212 191V190H211ZM221 191V190H220ZM224 191V190H223ZM262 191V190H261ZM150 192V191H149ZM242 192V191H241ZM60 193H62L60 191ZM163 193V192H162ZM240 193V192H239ZM244 193V192H243ZM255 193V192H254ZM125 194V193H124ZM134 194V193H133ZM168 194V193H167ZM253 194V193H252ZM36 195V194H35ZM47 195V194H46ZM61 195V194H60ZM63 195V194H62ZM63 195V196H65ZM120 195V194H119ZM145 195V194H144ZM148 195V194H147ZM220 195V194H219ZM254 195V194H253ZM135 196V195H134ZM168 196V195H167ZM209 196V195H208ZM255 196V195H254ZM148 197V196H147ZM220 197V196H219ZM245 197V196H244ZM253 197V196H252ZM257 197V196H256ZM255 197V198H256ZM65 198V197H64ZM85 198V197H84ZM105 198V197H104ZM131 198V197H130ZM149 198V197H148ZM223 198V197H222ZM133 199V196H132ZM145 199V198H143ZM207 199V198H206ZM216 199V198H215ZM224 199V198H223ZM246 199V198H245ZM250 199V198H249ZM4 200V199H3ZM28 200V199H27ZM69 200V199H68ZM123 200V199H122ZM132 203L135 202L137 205L139 202L143 201L142 197L138 195L135 196ZM161 200V199H160ZM217 200V199H216ZM244 200V199H243ZM251 200V199H250ZM12 201V200H11ZM23 201V199H22ZM25 201V200H24ZM29 201V204H28ZM26 201L32 212L35 211L41 212L43 210V202L37 196L34 198H30V200ZM54 201V200H53ZM82 201V200H81ZM86 201V200H85ZM84 201V202H85ZM128 201V200H127ZM130 201V200H129ZM164 201V200H163ZM171 201V200H170ZM1 202V201H0ZM8 202V200H7ZM6 202V203H7ZM63 202V201H62ZM88 202V201H87ZM120 202V201H119ZM211 202V201H210ZM253 203V201H251ZM23 203V202H22ZM145 203V202H144ZM204 203V202H203ZM219 203V202H218ZM223 203V202H222ZM64 204V203H63ZM76 204V203H75ZM125 204V203H124ZM154 204V203H153ZM225 204V203H224ZM247 205V203H245ZM52 205V204H51ZM70 205V203H69ZM127 205V204H126ZM142 205V204H141ZM165 205V204H164ZM223 205V204H222ZM19 206V205H18ZM50 206V205H49ZM68 206V205H67ZM73 206V205H72ZM82 206V205H81ZM116 206V205H115ZM121 206V205H120ZM124 206V205H123ZM214 206V205H213ZM219 206V205H218ZM261 207V205H259ZM136 207V206H135ZM199 207V206H198ZM222 207V206H221ZM220 207V208H221ZM248 207V206H247ZM15 208V207H14ZM48 208V206H47ZM52 208V207H51ZM126 208V207H125ZM130 208V207H129ZM153 208V207H152ZM219 208V209H220ZM19 209V208H18ZM70 209V208H69ZM151 209V208H150ZM213 209V208H212ZM249 209V208H248ZM252 210V208H250ZM25 210V209H24ZM27 210V211H28ZM121 210V209H120ZM127 210V209H126ZM131 210V209H130ZM137 210V209H136ZM146 210V209H145ZM162 210V209H161ZM203 210V209H202ZM208 210V208H207ZM222 210V209H221ZM254 210V209H253ZM256 210V209H255ZM263 210V209H262ZM64 211V209H63ZM132 211V210H131ZM130 211V212H131ZM158 211V210H157ZM185 211H188L189 218H184ZM218 211V210H216ZM257 211V210H256ZM10 212V211H9ZM61 212V210H60ZM71 212V211H70ZM126 212V211H125ZM238 212V211H237ZM240 212V210H239ZM242 212V211H241ZM245 212V211H244ZM243 212V213H244ZM30 213V214H31ZM212 213V212H211ZM236 213V212H235ZM7 214V213H6ZM5 214V215H6ZM43 214V213H42ZM82 214V213H81ZM121 214V213H120ZM203 214V213H202ZM205 214V213H204ZM245 214V213H244ZM4 215V216H5ZM26 215V214H25ZM47 215V214H46ZM213 215V213H212ZM261 215V214H260ZM3 216V217H4ZM155 216V215H154ZM204 216V215H203ZM226 216V215H225ZM232 216V215H231ZM243 216V215H242ZM253 211L246 213L244 215V219L251 220V228H254L258 219H254ZM40 217V216H39ZM44 217V216H42ZM41 217V218H42ZM71 217V216H70ZM79 217V216H78ZM99 217V216H98ZM132 217V216H131ZM209 217V216H208ZM262 217V216H261ZM37 218V217H36ZM66 218V217H65ZM135 218V217H134ZM235 218V217H234ZM237 218V217H236ZM100 219V218H99ZM155 219V218H154ZM208 219V218H207ZM216 219V218H215ZM246 219V221H247ZM39 220V219H38ZM46 220V219H45ZM108 220V219H107ZM243 220V219H242ZM264 220V219H263ZM3 221V220H2ZM44 221V219H43ZM59 221V220H58ZM67 221V220H66ZM69 221V220H68ZM77 221V220H76ZM75 221V222H76ZM207 221V220H206ZM205 221V222H206ZM222 221V220H221ZM241 221V219H240ZM239 221V222H240ZM40 222V220H39ZM45 222V221H44ZM64 222V221H63ZM100 222V221H99ZM136 222V221H135ZM227 222V221H226ZM233 222V221H232ZM249 222V221H248ZM247 224H250V222ZM51 223V222H50ZM70 223V222H69ZM73 223V222H72ZM122 223V222H121ZM151 223V222H150ZM164 223V222H162ZM229 223V221H228ZM237 223V222H236ZM33 224V223H32ZM76 225V223H74ZM126 224V223H125ZM136 224H138L136 222ZM156 225V223H153ZM152 224V225H153ZM219 228L227 234H229L233 239H239L243 235L245 236L244 231H236L232 224L227 223H219ZM5 225V224H4ZM15 225V224H14ZM19 225V224H18ZM36 225V224H35ZM59 225V224H58ZM99 225V223H98ZM179 225V224H178ZM7 226V225H5ZM39 226V225H38ZM61 225H59L60 227ZM71 226V224H70ZM74 226V225H73ZM101 226V225H100ZM124 226V225H123ZM131 226V225H130ZM217 226V225H216ZM239 226V225H238ZM243 226V225H240ZM258 226V225H256ZM10 227V226H9ZM102 227V226H101ZM129 227V225H128ZM147 227V226H145ZM144 227V228H145ZM149 227V226H148ZM153 227V226H151ZM150 227V228H151ZM156 227V226H155ZM153 227V228H155ZM158 227V226H157ZM156 227V228H157ZM165 227V226H164ZM174 227V228H173ZM197 227V226H195ZM199 227V226H198ZM201 227V225H200ZM199 227V228H200ZM215 227V226H214ZM246 227V225H245ZM249 227V226H248ZM33 228V227H32ZM70 228V227H69ZM72 228V227H71ZM75 228V226L73 227ZM78 228V227H77ZM110 228V227H109ZM132 228V227H131ZM137 228V227H136ZM161 228V227H160ZM173 228V229H172ZM207 228V227H206ZM49 229V228H48ZM59 229V228H58ZM63 229V228H62ZM61 229V230H62ZM66 229V228H65ZM123 229V228H122ZM135 230V228H133ZM132 229V230H133ZM158 229V228H157ZM166 229V230H167ZM198 229V228H197ZM205 229V228H204ZM214 229V228H213ZM216 229V228H215ZM239 229V228H238ZM242 229V227H241ZM104 230V229H103ZM102 230V231H103ZM144 230V229H143ZM164 230V229H163ZM163 230L161 232H163ZM165 230V232H167ZM244 230V229H243ZM21 231V230H20ZM36 231V229L34 230ZM127 231V230H126ZM155 231V230H154ZM158 231V230H157ZM160 231V230H159ZM200 231V230H199ZM203 231V229H202ZM218 231V230H216ZM221 231V232H222ZM33 232V231H32ZM43 232V231H42ZM49 232V231H48ZM129 232V229H128ZM127 232V233H128ZM131 232V231H130ZM143 232V231H142ZM196 232V230H195ZM206 232V230H205ZM208 232V231H207ZM212 232H214L212 230ZM4 233V232H3ZM30 233V232H28ZM35 233V232H34ZM38 233V232H37ZM69 233V232H67ZM105 233V232H104ZM182 233V231H181ZM210 233V231H209ZM220 233V232H219ZM13 234V233H12ZM92 234V233H91ZM90 234V235H91ZM94 234V233H93ZM116 234V233H115ZM136 234V233H135ZM142 234V233H141ZM149 234V232L147 233ZM183 234V233H182ZM181 234V235H182ZM187 234V233H186ZM247 234V233H246ZM32 235V234H31ZM36 235V234H35ZM41 235V234H40ZM68 235V234H67ZM67 235L65 237H67ZM95 235V234H94ZM208 235V233H207ZM212 235V234H211ZM220 235V234H219ZM254 235V234H253ZM261 235V233H260ZM2 236V235H1ZM126 236V235H125ZM136 236V235H135ZM161 236V235H158ZM164 236V235H163ZM213 236V235H212ZM222 236V235H220ZM252 236V235H251ZM25 237V236H24ZM81 237V236H80ZM98 237V236H97ZM103 237V235H102ZM150 237V236H149ZM152 237V236H151ZM154 237V236H153ZM165 237V236H164ZM205 237V236H204ZM227 237V236H225ZM259 237V236H258ZM2 238V237H1ZM19 238V237H18ZM42 238V237H41ZM40 238V239H41ZM70 238V237H68ZM91 238V236H90ZM145 238V237H144ZM157 238V237H156ZM162 238V237H161ZM186 238V236H185ZM199 238V237H198ZM219 238V237H218ZM21 239V238H20ZM26 239V238H25ZM31 240V238H29ZM77 239V238H76ZM89 239V238H88ZM94 239V237L92 238ZM96 239V238H95ZM94 239V240H95ZM99 239V238H98ZM126 239V238H125ZM215 239V238H214ZM217 239V238H216ZM230 239V238H229ZM254 239V237H253ZM260 239V238H259ZM52 240V239H51ZM78 240V239H77ZM107 240V239H106ZM183 240V238H182ZM197 240V239H196ZM208 240V239H207ZM228 240V239H227ZM232 240V239H231ZM230 240V241H231ZM244 240V239H242ZM252 240V239H251ZM257 240V239H256ZM7 241V240H5ZM19 241V240H18ZM88 241V240H87ZM135 241V240H134ZM141 241V240H140ZM145 241V240H144ZM154 241V240H153ZM179 241V240H178ZM177 241V242H178ZM209 241V240H208ZM206 241V243L208 242ZM213 241V240H212ZM216 241V240H215ZM219 241V240H218ZM246 243L247 241L244 240ZM1 242V241H0ZM24 242V240H23ZM95 242H97L95 240ZM108 242V241H107ZM112 242V241H111ZM143 242V241H142ZM155 242V241H154ZM205 242V241H204ZM16 243V242H15ZM18 243V242H17ZM28 243V242H27ZM92 243H94L92 241ZM103 243V242H102ZM110 243V242H109ZM153 243V242H152ZM182 243V242H181ZM210 242H208L209 244ZM234 243V242H233ZM232 243V245H233ZM240 243V242H238ZM244 243V242H243ZM241 241V244H243ZM250 243V241H249ZM64 244V243H63ZM88 244V243H87ZM91 244V243H89ZM111 244V243H110ZM124 244V243H123ZM138 244V243H137ZM180 244V243H179ZM205 244V243H204ZM221 244V243H220ZM226 244V243H225ZM10 245V244H9ZM93 245V244H92ZM157 245V244H156ZM217 243L215 244V246ZM8 246V245H7ZM13 246V245H12ZM17 246V245H16ZM25 246V245H24ZM39 246V245H38ZM81 246V245H80ZM88 246V245H87ZM91 246V245H90ZM158 246V245H157ZM203 246V245H202ZM201 246V247H202ZM208 246V245H207ZM213 246V245H212ZM240 246V244L238 245ZM263 246V245H262ZM53 247V246H52ZM93 247V246H91ZM108 247V246H107ZM117 247V246H116ZM115 247V248H116ZM128 247V246H126ZM130 247V246H129ZM135 247V246H134ZM132 247L131 249L136 250ZM159 247V246H158ZM191 247V246H190ZM189 247V248H190ZM224 247V246H223ZM16 248V247H15ZM82 248V247H81ZM94 248V247H93ZM113 248V249H115ZM125 248V247H124ZM186 248V247H185ZM194 248V247H193ZM210 246H208V249ZM231 248V247H230ZM11 249V248H10ZM35 249V248H34ZM57 249V248H56ZM88 249V248H87ZM111 249V248H110ZM123 249V248H122ZM141 249V248H140ZM147 249V248H146ZM202 249V248H201ZM214 249V248H212ZM225 249V248H224ZM234 249V248H233ZM195 248L193 249L194 252ZM211 250V249H210ZM229 250V249H228ZM30 251V250H29ZM85 251V249H84ZM101 251V250H100ZM201 251V250H199ZM250 251V250H249ZM260 251V250H259ZM42 253V251H40ZM91 252V251H90ZM114 252V251H113ZM124 252V251H123ZM191 252V251H190ZM203 252V251H202ZM214 252V251H213ZM34 253V252H33ZM60 253V252H59ZM125 253V252H124ZM123 253V254H124ZM199 253V252H198ZM212 253V252H211ZM210 253V254H211ZM240 253V252H239ZM18 254V253H17ZM42 254L48 255L50 251L48 248L44 250ZM83 254V253H81ZM87 252H85V255ZM89 254V253H88ZM127 254V253H126ZM178 254H181V252ZM177 254V255H178ZM193 254V253H192ZM208 254V253H207ZM205 253V255H207ZM232 254V253H230ZM235 254V253H234ZM246 254V253H245ZM257 254V253H256ZM107 255V254H106ZM174 255V254H173ZM176 255V256H177ZM202 255V254H201ZM252 255V254H251ZM2 256V255H1ZM14 256V255H13ZM22 256V255H21ZM19 256V257H21ZM87 256V255H86ZM116 256V255H115ZM184 256V255H183ZM209 256V254L207 255ZM206 256V257H207ZM213 256V255H210ZM221 256V255H219ZM91 257V256H90ZM109 257V256H108ZM174 257V256H173ZM200 257V256H199ZM216 257V256H215ZM233 257V256H232ZM256 257V255H255ZM12 258V256H11ZM89 258V257H88ZM126 258V257H125ZM128 258V257H127ZM178 258V257H177ZM204 258V257H203ZM209 258V257H207ZM212 261H213V257ZM229 258V257H228ZM240 258V257H239ZM244 258V257H243ZM262 258V257H261ZM98 259V258H97ZM111 259V258H110ZM137 259V258H136ZM165 259V258H164ZM172 259V257L170 258ZM169 259V261H170ZM176 259V258H175ZM192 259V258H191ZM206 259V258H204ZM220 259V258H219ZM226 259V258H225ZM21 260V259H20ZM49 260V259H48ZM101 260V259H100ZM99 260V261H100ZM167 260V259H166ZM177 260V259H176ZM194 260V258H193ZM238 260V259H237ZM243 260V259H242ZM264 260V259H263ZM5 261V260H4ZM79 261V259H78ZM110 261V260H109ZM134 261V259H133ZM168 261V262H169ZM180 261V260H179ZM196 261V260H195ZM200 261V260H199ZM208 261H211L208 259ZM234 261V260H233ZM11 262V261H10ZM35 262V261H34ZM43 259H41V255L36 264H43ZM106 262V261H105ZM124 262V258L122 254H117L114 260H111L107 264H122ZM135 262V261H134ZM174 262V261H173ZM177 262V261H176ZM203 262H205L203 260ZM260 262V261H259ZM9 263V262H8ZM45 263V262H44ZM83 263V262H82ZM80 263V264H82ZM193 263V262H192ZM206 263V262H205ZM213 263V262H212ZM226 263V262H225ZM224 263V264H225ZM246 263V262H245ZM262 263V262H261ZM1 264V261H0ZM18 264V263H17ZM23 264V263H22ZM99 264V263H98ZM102 264V263H101ZM104 264V262H103ZM137 264V263H136ZM165 264V263H164ZM217 264V263H216ZM231 264V263H230ZM237 264V263H236ZM241 264V263H239ZM244 264V263H243Z\"/></svg>",
	"mask_w": 264,
	"mask_h": 264
}]
</instances>
